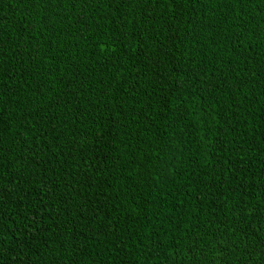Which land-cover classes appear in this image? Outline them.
I'll return each instance as SVG.
<instances>
[{
    "label": "trees",
    "instance_id": "16d2710c",
    "mask_svg": "<svg viewBox=\"0 0 264 264\" xmlns=\"http://www.w3.org/2000/svg\"><path fill=\"white\" fill-rule=\"evenodd\" d=\"M0 264H264V0H0Z\"/></svg>",
    "mask_w": 264,
    "mask_h": 264
}]
</instances>
